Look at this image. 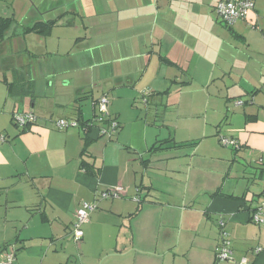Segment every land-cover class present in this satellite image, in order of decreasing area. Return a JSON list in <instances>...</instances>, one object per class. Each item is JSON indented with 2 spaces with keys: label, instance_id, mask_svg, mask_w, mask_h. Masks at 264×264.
<instances>
[{
  "label": "crops",
  "instance_id": "obj_1",
  "mask_svg": "<svg viewBox=\"0 0 264 264\" xmlns=\"http://www.w3.org/2000/svg\"><path fill=\"white\" fill-rule=\"evenodd\" d=\"M217 1L94 0L90 11L118 18L123 26L117 31L127 35L93 45V85L102 81L110 88L93 97L89 108L77 103L78 82L70 93H57L49 63L35 65V56L12 39L10 26L0 42V253L13 244L17 264H69L75 211L81 202L94 201L96 208L81 226L79 250L91 248L88 264H214L220 217L233 257L217 264H238L242 257L264 264V223L252 219L264 197V0H256L255 8L231 26L218 19ZM0 17H13L9 5H0ZM24 25L19 23L20 34ZM111 64L118 65L96 73L95 67ZM178 84L182 93L203 95L206 124L211 114H222L212 123L216 137L225 125L223 135L239 142L237 150L247 158L256 154L250 157L256 169L252 192L249 186L240 193L218 186L198 203L192 196L187 201L191 165L186 180V162L179 169L151 165L149 153L184 142L164 138L166 143L157 145L147 120L125 114L124 105L137 90L148 91L150 99ZM102 94L119 122L110 137L93 122ZM64 95L67 102L60 101ZM27 111L36 121L15 125L13 115ZM79 115L91 124L88 129ZM59 118L76 119L78 126L58 129ZM83 160L91 172L82 168ZM115 185L125 190L121 198L98 197ZM160 190L168 200L149 198Z\"/></svg>",
  "mask_w": 264,
  "mask_h": 264
},
{
  "label": "rangeland",
  "instance_id": "obj_2",
  "mask_svg": "<svg viewBox=\"0 0 264 264\" xmlns=\"http://www.w3.org/2000/svg\"><path fill=\"white\" fill-rule=\"evenodd\" d=\"M93 2L94 0H0V5H9V10L16 20L11 32L17 38L15 40L12 35L11 38L20 42L35 56L34 59L36 60L33 61L35 65L37 62L47 61L49 63L47 70L53 75L58 94L70 93L75 83L78 82L76 85H79L82 91L77 103L88 106V108L93 97H96L102 89L110 88L102 81L99 82L98 86L93 85V79H96L93 76L91 64L93 63L91 59L93 45L116 41L123 35H127L124 30L117 31L123 26L118 18L106 14L95 15L93 11H90L93 10ZM38 7L40 11H38ZM63 7L66 10L61 14L60 10ZM51 8L54 9L49 10ZM73 8L75 9L73 10ZM41 11L46 12L41 14ZM36 20L50 21L45 32L24 34L18 32L20 30L19 23L29 25ZM146 39H149L148 35ZM116 65L118 64L99 65L95 67V70L97 73L98 70L104 71V69ZM6 75L9 76L8 73ZM65 81H69V84H65ZM95 82L97 81L95 80ZM182 87L178 84L168 92L155 95L150 99L148 91L137 90L132 102L124 105L125 114L132 115L135 112L147 120L151 134H156V138L159 139L157 145L160 141L163 142L164 138H173L176 142H184L180 147L159 149L155 151L154 155L152 152L149 153L147 158L150 159L151 165H167L168 168L174 166L179 169L181 165L185 167L186 162V170L182 168L183 174L185 172V180L188 179L186 175L187 165H191L187 201L192 196L193 201L197 198L198 203L202 198H206L208 192L213 191L218 186H221L225 192H231L234 189V193L243 192L246 186H249V192H252L254 188L249 182L252 172L256 169L252 167L253 163L250 165L252 160L250 157L256 154L247 158L244 150L223 145L214 135L216 128L212 124L218 117L222 119V114H211V117L208 116L206 124L204 122L203 95L192 90L182 93ZM64 96L60 97V101L67 102L68 96ZM178 102L180 109L177 106ZM36 110L38 111L37 108ZM54 112L57 113L58 111ZM67 113L69 112L64 114ZM223 130H226L225 125L219 134H227L222 132ZM164 143L166 142L162 144ZM249 152L251 154L252 150L250 149ZM184 188L185 183L182 185V193L180 191L178 196L184 194ZM135 189L138 190V188ZM152 195L153 197H149L150 199H158V201L169 199L167 192H163V190L154 192ZM247 195L252 197L250 193ZM143 197H146L145 193H143ZM135 198L137 201L140 199L137 195L134 196ZM182 203H184L183 199ZM200 216L201 213L198 212L193 214L198 223ZM69 239L71 240L70 237ZM219 242L218 237L217 243ZM80 244L81 240L79 242L74 241L73 245L75 246L69 264H88V253L91 252V248L85 247L81 251L79 250Z\"/></svg>",
  "mask_w": 264,
  "mask_h": 264
},
{
  "label": "built area",
  "instance_id": "obj_3",
  "mask_svg": "<svg viewBox=\"0 0 264 264\" xmlns=\"http://www.w3.org/2000/svg\"><path fill=\"white\" fill-rule=\"evenodd\" d=\"M256 0H218L215 3L214 9L218 19L225 25L231 26L235 24L255 8ZM235 104H243L242 100H236ZM96 114L93 122L100 123L99 131L101 134L113 136L118 128L119 122L114 116L109 113V98L106 94L100 95L96 102ZM37 116L30 111L16 112L13 115V122L19 126L24 127L29 123L35 122ZM55 127L58 129H66L78 126V121L72 118H59L54 121ZM106 125V126H105ZM219 141L225 146H232L236 149L240 148L239 142L230 136L219 134ZM125 190L120 185L112 186L107 190H103L98 194L99 198H121ZM137 200V198H136ZM96 208V202L83 201L75 211V219L72 224V237L74 241L79 242L83 236L82 224L89 220L90 212ZM264 209V197L260 201L257 210L253 213L252 219L257 223H264L261 217V211ZM220 228V242L215 249V263L220 261L232 260L233 250L231 247V239L228 232L225 230V221L222 217L217 220ZM260 247L255 248V252H259ZM0 264H17L16 251L13 244H8L0 253ZM238 264H250L247 257H242Z\"/></svg>",
  "mask_w": 264,
  "mask_h": 264
},
{
  "label": "trees",
  "instance_id": "obj_4",
  "mask_svg": "<svg viewBox=\"0 0 264 264\" xmlns=\"http://www.w3.org/2000/svg\"><path fill=\"white\" fill-rule=\"evenodd\" d=\"M16 20L13 17H0V42L4 39L8 29L10 28V26H12L14 24ZM50 22V21H49ZM49 22H41L39 20L34 21L32 24L29 25H24L22 26V31L21 33H28V32H45L46 29L48 28L47 25H49ZM47 23V24H46ZM97 100V99H96ZM96 102V101H95ZM76 119L79 121V123L85 124L87 127V129L90 127V125L88 124V120L84 121L81 116H77ZM15 124V123H14ZM16 125V124H15ZM85 141L87 142V138H85ZM82 168L87 171V172H91L90 171V165L85 162L83 160V162L81 163Z\"/></svg>",
  "mask_w": 264,
  "mask_h": 264
}]
</instances>
